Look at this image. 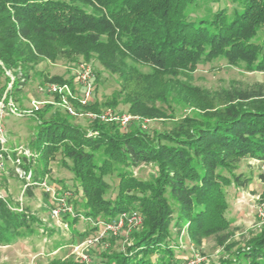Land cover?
<instances>
[{
  "label": "trees",
  "instance_id": "1",
  "mask_svg": "<svg viewBox=\"0 0 264 264\" xmlns=\"http://www.w3.org/2000/svg\"><path fill=\"white\" fill-rule=\"evenodd\" d=\"M221 1L0 0V71L8 79L0 95L11 81L7 70L14 76L11 92L22 91L41 58H82L118 77L129 113L164 117V110L151 104L152 95L202 110L154 133L117 122L89 119L83 128L67 117L45 119L51 103L34 112L38 121L30 145L35 157H24L20 165L31 176L16 173L24 185L30 183L26 194L49 179L50 163L59 156L83 205L73 224L81 216L114 221L129 211L143 218L131 243L105 254L103 264H184L172 244L173 232L183 227L196 243L209 236L225 243L230 221L224 188L251 183L250 175L238 171L242 159L264 163V82L221 87L201 102L180 81H170L156 94L138 81L139 66L175 78L219 58L248 72L264 71V0H233L231 11L217 7L207 17L192 13L200 3ZM44 79L79 91L74 78ZM76 106L83 112L99 109L96 101ZM149 163L156 166L155 175L147 180L134 175L135 168ZM112 177L115 186L107 180ZM259 178L264 182V173ZM41 225L28 208L0 198V245ZM48 264L83 262L55 256ZM220 264H264V229Z\"/></svg>",
  "mask_w": 264,
  "mask_h": 264
},
{
  "label": "rangeland",
  "instance_id": "2",
  "mask_svg": "<svg viewBox=\"0 0 264 264\" xmlns=\"http://www.w3.org/2000/svg\"><path fill=\"white\" fill-rule=\"evenodd\" d=\"M210 6L200 3L196 10H192L194 11L192 13L207 17L210 15L209 11H213L217 7H225L231 11L235 2L222 0L219 4ZM79 63H85L92 69L94 90L90 101H96L99 109L83 112L76 106L78 99L71 98L70 103L75 113L70 114L57 104L58 99H55L54 96L39 92L38 86L50 82L44 79L45 76L57 75L67 80L74 78L73 72ZM138 69V81L147 88V92L156 94L155 92L161 90L170 81H180L185 91L196 96L201 102L206 94L210 95L221 87L226 88L231 84L245 86L254 82H264V71L248 72L240 67L229 65L225 58L200 64L195 70L180 73L175 78L155 72L152 68L145 66H139ZM30 72L29 81L23 90L13 89L11 95L16 100L17 107L20 108L29 107L31 98L53 104L51 110L45 114V119L56 116L67 117L71 122L87 128L89 122L87 113L89 112L98 113L108 109L116 113L128 112V105L125 103L124 95L120 89V80L116 75L103 69L95 60L88 63L82 58L60 57L55 61L41 58L32 66ZM7 82L5 72L0 71V88ZM155 97L152 95L154 102L151 104L164 110V117L133 114L134 120L125 126H120L125 129L135 126L148 133H154L171 129L184 116L201 114L202 110L193 107L185 100L167 98L166 95L167 102H164L162 98L154 99ZM106 102L111 104H106ZM37 121L38 118L35 116L15 115L6 111L0 122L4 129L7 145L9 147L22 145L30 149L34 147L32 144L30 145V140L36 133ZM50 167L47 185L56 191L57 194L54 196L51 191L40 186H35L32 189L33 195L26 194L23 191L24 180L19 178L10 167L6 174L0 176V194L12 204L28 208L29 212L34 214L42 224L35 229L34 233L22 236L9 245H0V264H48V261L55 256L64 259H77L83 264H103L105 254L124 250L126 245L130 244L143 228L142 216L136 223L125 222L116 235L104 232L100 225L82 218L73 224L71 220H73L76 211L81 212L83 205L80 202L79 194L74 192L76 185L72 174L65 166L61 165L59 156L50 163ZM238 171L250 175L252 181L246 188H240L233 184L224 188L227 201L225 216L230 221V226L224 231V234H229V238L223 244H219L215 236L205 237L200 243H196L190 239V235L184 227L179 233L174 231L172 242L174 253L184 264L194 257L202 259L198 264H220L231 260L251 237L256 236L264 229V223L256 213L257 207L264 202V182L259 178V173H264V163L244 158L240 162ZM133 172L139 179L147 180L155 175L156 166L153 163L143 164L135 168ZM107 180L114 186L117 183L116 177L107 178ZM53 206L60 209L57 218L50 216ZM94 239L92 245L82 252L86 255V261L79 258L80 256L74 251V246Z\"/></svg>",
  "mask_w": 264,
  "mask_h": 264
},
{
  "label": "built area",
  "instance_id": "3",
  "mask_svg": "<svg viewBox=\"0 0 264 264\" xmlns=\"http://www.w3.org/2000/svg\"><path fill=\"white\" fill-rule=\"evenodd\" d=\"M74 81L79 86V91H74L72 87L68 83H57V82H47L43 85L38 86V91L43 94H49L52 96L58 97L57 104L63 107L66 112L70 114H74V109L72 104L70 103L71 98H77L78 101L85 105L90 102V98L93 94V72L89 65L79 63L76 65L74 69ZM6 74L10 77L11 81L8 84L7 88L3 91L0 95V120L4 116L6 111L11 112L15 115H23V116H33L34 112L39 110L42 105L47 103L46 101L36 100L34 98L30 99L29 107L27 108H20L17 107L16 100L13 99L11 95V88L12 82L14 80V76L12 75L10 70L6 71ZM89 119L92 120H99L102 122H118L120 125L125 126L129 124L132 120L135 119V116L129 112L126 113H116L111 111L110 109L104 110L101 112H89L87 113ZM27 158L30 160L31 158L35 157V154L32 149L17 145L15 147H9L7 145V139L5 137L4 129L0 122V175L5 173L7 169L10 167L12 168L19 176H25L26 179H29L31 176V171H23L21 168V163L23 162V158ZM47 177L43 179L40 183V187L47 191H51L52 195L54 196L56 191L47 185ZM30 184L29 182L24 185L23 191L25 187ZM0 198H4L2 194H0ZM21 207V206H20ZM57 206H53L50 211L51 218H57L60 214V209L56 208ZM70 211V207H69ZM257 216L264 223V202L257 207ZM82 219L87 221H92L96 225H100L104 232L111 233L112 235H116L121 228L124 226L125 222H137L140 218V215L135 211H129L121 213L114 221H104V220H94L92 218H83ZM95 239L88 240L84 243L79 244L78 246H74V251L80 256L79 258L86 261L85 253L82 252L92 245ZM202 261L199 257H194L190 260L187 264H198Z\"/></svg>",
  "mask_w": 264,
  "mask_h": 264
},
{
  "label": "crops",
  "instance_id": "4",
  "mask_svg": "<svg viewBox=\"0 0 264 264\" xmlns=\"http://www.w3.org/2000/svg\"><path fill=\"white\" fill-rule=\"evenodd\" d=\"M3 174H6V172H5V173H3ZM3 174H1L0 176H3Z\"/></svg>",
  "mask_w": 264,
  "mask_h": 264
}]
</instances>
